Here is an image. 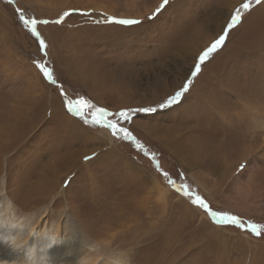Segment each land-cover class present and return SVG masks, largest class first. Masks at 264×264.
Segmentation results:
<instances>
[{
    "label": "rangeland",
    "instance_id": "374dc122",
    "mask_svg": "<svg viewBox=\"0 0 264 264\" xmlns=\"http://www.w3.org/2000/svg\"><path fill=\"white\" fill-rule=\"evenodd\" d=\"M161 2L0 0L3 192L25 222L22 230L30 222L76 225L79 233L62 235L83 237L85 248L97 251L93 264H264V237L217 225L129 142L69 115L58 89L32 63H48L70 99L83 97L110 112L157 105L183 84L193 58L245 0H170L149 19ZM17 7L40 19L78 11L62 25L38 26L48 43L45 58L18 21ZM105 15L143 23L121 26ZM241 15L243 23L183 102L138 113L130 130L177 186L186 183L212 208L264 224V3L251 0ZM32 247L28 255L20 244L19 256L0 264H65L50 259L42 244Z\"/></svg>",
    "mask_w": 264,
    "mask_h": 264
},
{
    "label": "snow or ice",
    "instance_id": "6c2138e0",
    "mask_svg": "<svg viewBox=\"0 0 264 264\" xmlns=\"http://www.w3.org/2000/svg\"><path fill=\"white\" fill-rule=\"evenodd\" d=\"M9 2L12 3L15 2V0H9ZM169 2L170 0H162L161 4L155 9L149 19H154L158 16L169 5ZM255 3L256 5H260L264 3V0H255ZM250 7L251 0H245L239 8L230 14V17L225 22V26L222 28L221 33L214 38L207 47L201 49L199 54L193 58V66L189 69L188 75L186 76L183 84L172 94L168 95L163 101L154 106L125 107L119 109L118 111L110 112L107 108L97 107L96 105L89 103L83 97L70 99L68 97V93L64 90L63 83L59 81L54 69L50 68L48 63L37 59H33L32 63L39 71L41 78L47 84L58 89L62 107L69 115L74 118H79L84 125H93L108 129L114 138L129 142L135 151L151 160L155 170L165 178L173 191L187 198L193 206L203 210L217 225L236 226L243 231H247L249 235H254L259 239L264 237V224L245 221L238 215L224 213L221 210H213L202 196L193 195L191 188L186 183L182 182L179 186H177L176 182L170 177V174L167 171H164L161 167L158 156L155 153H152L150 156V150L145 148L144 144L130 130L133 118L138 113H154L161 109L179 105L183 102L186 98V94L190 91L193 81L202 72L204 65L225 45L231 31L234 28H238L243 23L241 12L250 10ZM76 11L78 10L69 9L58 13L54 19H40L35 16L28 15L26 10L23 8L17 7L15 9L18 21L25 28L28 34L37 42L39 51L45 58L48 56V43L38 31V26L49 24L62 25L65 22V19L70 17ZM82 14L90 15V13ZM104 20L108 23L118 24L121 26H131L143 23V21L137 19L116 18L107 15L104 16ZM85 109L87 111H85ZM97 155L98 153H93L91 156H85L84 159L87 162L94 159ZM133 159H135V157H133ZM241 167H243V165H241ZM70 184L71 180L65 181L66 188Z\"/></svg>",
    "mask_w": 264,
    "mask_h": 264
},
{
    "label": "bare ground",
    "instance_id": "6f19581e",
    "mask_svg": "<svg viewBox=\"0 0 264 264\" xmlns=\"http://www.w3.org/2000/svg\"><path fill=\"white\" fill-rule=\"evenodd\" d=\"M104 133L106 139L111 141L109 131L105 130ZM3 190V184L0 183V233L3 236L0 240V261H9L12 259L14 261L19 256L15 252H17L16 249H18L20 244L23 247L25 246L26 252L30 255L33 253L32 246L39 243L45 248L46 255L55 262H63L65 264H93L91 256L97 255V251H88L85 248L83 237H80V240L76 241L78 242L76 243L74 237L65 238L62 235L63 233L66 234L67 231L79 233L77 232L76 225H72L71 223L66 230L52 224H38L36 226L38 229H36L35 225L30 222L29 227L22 230L21 227L25 222L21 221L20 216L12 213L11 210H14L13 203ZM69 238H72V240H68ZM24 256L26 255H21L23 258ZM37 259L34 260L37 262ZM24 260L27 263L33 261L32 259L29 260V258H25Z\"/></svg>",
    "mask_w": 264,
    "mask_h": 264
},
{
    "label": "trees",
    "instance_id": "16d2710c",
    "mask_svg": "<svg viewBox=\"0 0 264 264\" xmlns=\"http://www.w3.org/2000/svg\"><path fill=\"white\" fill-rule=\"evenodd\" d=\"M211 207V206H210ZM212 208V207H211ZM213 210H219V209H214V208H212ZM221 211H223V210H221ZM224 213H226L225 211H223ZM229 214V213H228Z\"/></svg>",
    "mask_w": 264,
    "mask_h": 264
}]
</instances>
